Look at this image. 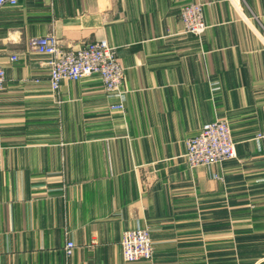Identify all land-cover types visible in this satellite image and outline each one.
Wrapping results in <instances>:
<instances>
[{"label":"crops","instance_id":"1","mask_svg":"<svg viewBox=\"0 0 264 264\" xmlns=\"http://www.w3.org/2000/svg\"><path fill=\"white\" fill-rule=\"evenodd\" d=\"M188 1L0 7V264H264V0H195L201 35L183 31ZM49 34L116 48L123 113L96 76L51 91L30 48ZM218 120L236 157L189 169L186 142ZM136 228L151 262L122 259Z\"/></svg>","mask_w":264,"mask_h":264},{"label":"built area","instance_id":"2","mask_svg":"<svg viewBox=\"0 0 264 264\" xmlns=\"http://www.w3.org/2000/svg\"><path fill=\"white\" fill-rule=\"evenodd\" d=\"M17 0H0V7L5 4L14 6ZM184 33L201 35L207 29L203 18L202 4L195 0L185 3L179 13ZM30 48L39 55L49 58L48 82L55 94L62 81H79L96 76L99 78L106 95L115 100L109 105L111 111H123V92L121 83L124 69L117 57L115 47L107 41L100 40L87 43L78 49H63L56 37L49 34L32 39ZM18 58L12 56L11 61ZM5 81L4 69L0 66V92ZM235 143L232 139L228 123L218 120L204 125L198 135L186 142L185 164L189 169L221 164L235 157ZM122 257L125 262L140 260L150 261L153 247L148 229L136 228L125 231L121 242ZM75 245L67 242L64 253L72 255Z\"/></svg>","mask_w":264,"mask_h":264},{"label":"rangeland","instance_id":"3","mask_svg":"<svg viewBox=\"0 0 264 264\" xmlns=\"http://www.w3.org/2000/svg\"><path fill=\"white\" fill-rule=\"evenodd\" d=\"M207 29H208V26H207ZM109 109H110V107H108ZM111 111V110H110ZM115 112H120V113H123L124 112V109H123V111H115ZM227 122V121H226ZM228 123V122H227ZM229 126V125H228ZM229 129H230V127H229ZM231 132V131H230ZM264 137L263 136H260V135H258L257 137H256V139H263ZM233 139V138H232ZM236 153V152H235ZM235 157H236V155H235ZM235 157H233L232 159H234ZM231 160V159H230ZM228 161V160H227ZM216 165V164H215ZM121 238H122V236H121ZM121 242V241H120ZM152 242V241H151ZM120 247H121V245H120ZM152 247H153V244H152ZM121 255H122V248H121ZM153 255H154V249H153ZM122 259H123V257H122ZM152 259H153V256H152ZM152 259L150 260V262L152 261ZM124 260V259H123ZM140 261H146V260H140Z\"/></svg>","mask_w":264,"mask_h":264}]
</instances>
